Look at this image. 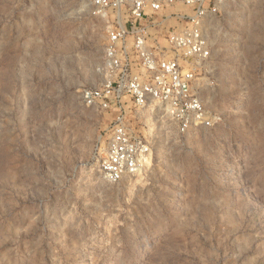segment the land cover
<instances>
[{
	"label": "rangeland",
	"instance_id": "1",
	"mask_svg": "<svg viewBox=\"0 0 264 264\" xmlns=\"http://www.w3.org/2000/svg\"><path fill=\"white\" fill-rule=\"evenodd\" d=\"M110 24L91 0H0V264H264V0L207 20L197 89L219 124L134 118L151 158L114 184L115 110L81 98L107 78Z\"/></svg>",
	"mask_w": 264,
	"mask_h": 264
},
{
	"label": "built area",
	"instance_id": "2",
	"mask_svg": "<svg viewBox=\"0 0 264 264\" xmlns=\"http://www.w3.org/2000/svg\"><path fill=\"white\" fill-rule=\"evenodd\" d=\"M239 1L91 0L96 14L111 22L104 56L107 78L101 88L81 93L86 107L115 110L102 150L104 181L135 177L148 164L151 141L136 130V117L144 126L143 117L157 108L181 135L219 124L197 89L212 56L206 23L221 7Z\"/></svg>",
	"mask_w": 264,
	"mask_h": 264
}]
</instances>
